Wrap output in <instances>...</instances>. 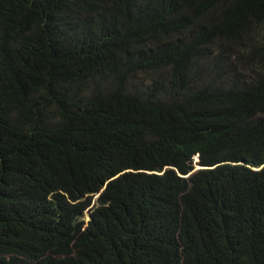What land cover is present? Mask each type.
Masks as SVG:
<instances>
[{
  "label": "trees",
  "instance_id": "1",
  "mask_svg": "<svg viewBox=\"0 0 264 264\" xmlns=\"http://www.w3.org/2000/svg\"><path fill=\"white\" fill-rule=\"evenodd\" d=\"M0 264H264V0H0Z\"/></svg>",
  "mask_w": 264,
  "mask_h": 264
},
{
  "label": "rangeland",
  "instance_id": "2",
  "mask_svg": "<svg viewBox=\"0 0 264 264\" xmlns=\"http://www.w3.org/2000/svg\"><path fill=\"white\" fill-rule=\"evenodd\" d=\"M194 166H195V168L200 167V166H198L197 160L195 158H194ZM98 197H99V195H95L92 197V204L90 207H88V209L85 211V213L82 217L83 220L85 221V223L89 222L91 210L97 205Z\"/></svg>",
  "mask_w": 264,
  "mask_h": 264
},
{
  "label": "water",
  "instance_id": "3",
  "mask_svg": "<svg viewBox=\"0 0 264 264\" xmlns=\"http://www.w3.org/2000/svg\"><path fill=\"white\" fill-rule=\"evenodd\" d=\"M196 160H197V163L199 162V158H198V156H196ZM197 169H201V167H198ZM89 221H90V219H89Z\"/></svg>",
  "mask_w": 264,
  "mask_h": 264
}]
</instances>
